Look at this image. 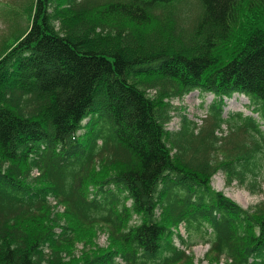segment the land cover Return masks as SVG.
I'll list each match as a JSON object with an SVG mask.
<instances>
[{"label": "trees", "instance_id": "1", "mask_svg": "<svg viewBox=\"0 0 264 264\" xmlns=\"http://www.w3.org/2000/svg\"><path fill=\"white\" fill-rule=\"evenodd\" d=\"M94 12L152 34L141 39L121 22L106 29L86 19ZM9 50L0 264H68L73 231L57 206L109 229L111 250L70 264H178L188 257L177 243L209 244L227 264H264V203L254 215L211 185L220 171L264 179V0H36ZM195 91L203 125L180 113L168 130L170 102ZM241 96L251 115L225 111ZM223 143L233 160L214 164ZM95 169L107 174L94 181Z\"/></svg>", "mask_w": 264, "mask_h": 264}, {"label": "rangeland", "instance_id": "2", "mask_svg": "<svg viewBox=\"0 0 264 264\" xmlns=\"http://www.w3.org/2000/svg\"><path fill=\"white\" fill-rule=\"evenodd\" d=\"M35 3L36 0H0V60L27 32ZM196 10L197 7L195 11ZM195 11L191 10L192 13ZM69 13V11H66V16ZM66 16H64L65 18L63 20L61 19L57 22L58 28H64L60 26V22H67ZM86 19L93 22H99L106 29L117 22H121L126 30L132 32L136 36L139 35L141 39L145 38L148 34H152V28L136 27L131 25V22L123 21L122 18L119 19L117 16L107 15L102 12L88 14ZM99 31V28H97L96 32ZM103 32L106 34V31ZM109 38H111L110 35L105 36V39ZM156 94V92L152 95L148 93V96L151 95L150 97L154 98L156 97ZM243 98L244 97H240L239 103H236V101L232 99L233 101L229 103L226 110L230 107L234 110H243V105H248V101ZM209 100H211V97L206 99L207 103L210 102ZM200 102L201 99L198 97L197 92L188 95L182 101H171L170 103L172 106L177 109L175 111V116L177 117L174 118L169 129L172 130L179 126L178 118L180 117V113L183 115L185 114L190 120H194L197 115L201 114ZM232 153V144L223 143L221 148L213 155L214 164L219 165L220 163H229L233 160ZM94 172L96 178L93 179L94 181L101 180L103 176L107 174V172L100 173L96 169ZM34 176L37 177L38 174L34 173ZM212 187L216 191L223 193L224 196L230 200L238 203L241 207L248 209L254 215H257L255 210L264 203V179L262 178L253 181L249 176L241 177L237 174L229 175L227 171H220L213 176ZM58 215L62 220L68 221V225L73 231L71 243L63 246L65 254L64 261L68 264L73 263L86 255L111 250L112 244L110 238L108 239V245L106 247H100L106 245L107 236L109 237V229H107L106 226L99 224L89 226L75 222L63 212V209L60 210ZM20 227L21 229L26 230L30 227V224L25 223ZM97 232H102L100 233V238H97V243L100 246L95 242ZM114 246L120 247L121 243L115 242ZM207 250L208 248L206 246H197L191 251L189 258L178 264H219L214 254L206 252Z\"/></svg>", "mask_w": 264, "mask_h": 264}, {"label": "bare ground", "instance_id": "3", "mask_svg": "<svg viewBox=\"0 0 264 264\" xmlns=\"http://www.w3.org/2000/svg\"><path fill=\"white\" fill-rule=\"evenodd\" d=\"M87 169V168H86ZM63 182V181H62ZM124 190V189H123ZM122 199V198H121ZM111 262V261H110Z\"/></svg>", "mask_w": 264, "mask_h": 264}]
</instances>
